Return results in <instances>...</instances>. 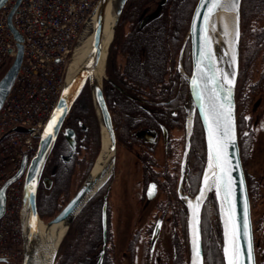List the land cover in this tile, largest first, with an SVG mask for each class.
Listing matches in <instances>:
<instances>
[{"label":"flooded vegetation","instance_id":"obj_1","mask_svg":"<svg viewBox=\"0 0 264 264\" xmlns=\"http://www.w3.org/2000/svg\"><path fill=\"white\" fill-rule=\"evenodd\" d=\"M150 1L127 0L108 47L102 91L111 116L115 149L111 171L91 197L90 205L97 206V217L89 236L73 249L63 244L53 264H96L98 260V264H182L179 242L184 221L187 230L188 216L183 196L195 194L204 165L203 162L198 168L191 149L194 109L191 129L186 132L187 106L191 101L187 81L191 72L188 26L196 0L190 11L183 8L187 0H165L163 4ZM87 88L86 83L66 114L37 181L36 207L44 220L55 215L77 191L99 152V149L90 150L88 156H84L86 150L82 148L86 145L80 141L82 136L86 140L88 135L95 136L98 130L95 114L87 118L83 112L88 106ZM262 95L264 44L249 43L247 32L240 29L235 82L236 129L240 155L247 147L252 157V172H244L256 264H260V254L264 255ZM82 99L83 106L80 105ZM243 138L248 139L244 146ZM256 143L259 152L256 148L254 153ZM72 177L76 188L70 193ZM121 177L123 194L117 203L113 192L114 187L121 184ZM195 179L197 184L193 190ZM47 192H52L56 200L63 203L53 212H45L42 205ZM183 216H186L184 221ZM125 220L128 224L123 234L124 243L117 247L120 235L115 238V234ZM77 222L68 227L64 240L71 236ZM167 223L171 227L170 238L159 247ZM178 225L179 235L176 233Z\"/></svg>","mask_w":264,"mask_h":264},{"label":"built area","instance_id":"obj_2","mask_svg":"<svg viewBox=\"0 0 264 264\" xmlns=\"http://www.w3.org/2000/svg\"><path fill=\"white\" fill-rule=\"evenodd\" d=\"M16 0L0 5V69L16 53V40L7 16ZM99 0H19L11 22L22 39V60L0 107V183L12 175L23 153L31 157L37 136L53 110L61 89L69 55L80 29ZM31 132H14V126ZM22 145L30 149L22 151ZM23 178L5 191V211L0 218V257L21 252L20 210ZM13 253V254H12Z\"/></svg>","mask_w":264,"mask_h":264},{"label":"water","instance_id":"obj_3","mask_svg":"<svg viewBox=\"0 0 264 264\" xmlns=\"http://www.w3.org/2000/svg\"><path fill=\"white\" fill-rule=\"evenodd\" d=\"M5 0H0V5ZM19 0H16L13 4L12 8L10 9L8 16H7V25L10 29V31L13 34L14 39L16 40V53L12 60V62L9 64L7 69L5 70L4 74L0 78V107L3 103V100L5 99L7 93L9 92L14 79L16 77L21 59H22V45L20 43L22 37L20 33L15 29L11 22V14L15 7L17 6ZM127 0H114L113 3V10H114V22H113V29L111 33V38L109 42L107 43V49L106 54L104 58V68H103V76L105 75V63L108 53V47L109 44L113 38L115 27L117 25L118 19L120 17L121 11L125 5ZM165 0H152L150 1L151 4H163ZM111 3V0H99L92 12L89 16L94 15L95 16V25L96 30L94 34V39L92 43V48L94 52V63L91 68H81L79 69L76 74L65 84H63V88L61 90V93L59 95V98L57 100V103L55 107L53 108L45 126L41 130V132L38 134L39 140L35 148L34 155L30 158L28 161L27 155L24 154L22 156L20 165L16 172L11 175L9 178H7L1 185H0V217L4 212L5 207V189L6 186L17 179L19 176L24 174V182H23V200H22V207L21 212L24 210L27 215V224L25 226V229L22 230V221H21V236H22V260L21 264H40L39 260V254L40 251L36 248H34V239L37 233V226L39 221H43L37 211L36 207V187H37V181L41 172V169L43 167V164L46 160V157L57 137V134L59 132V129L62 125V122L68 113L72 103L75 101V99L79 96L81 93L84 85L87 82L89 92L91 95V99L94 103L95 109L97 111V114L100 118V125L101 123L105 126V129L108 133V141H109V149H110V158L109 162L107 164L106 169L108 168V165L112 167L113 164V157H114V149H115V137H114V131L111 123V116L107 107V104L105 102V98L102 91V78L99 83L93 82V73L99 63L100 60V52H101V45L102 42L105 39L104 30H105V21H104V14L105 9L108 7V5ZM202 3H205V0H196L194 7L191 12L189 26H188V35L190 36V57H191V72L190 75L187 77L188 86H189V94L190 99L193 102V109H196L203 133L205 138V144H206V150L207 147H209L208 142V125L207 122L204 119L203 111L201 109V98L197 95V88L193 86L192 79L193 77L197 76V61L199 59V52L202 45V39H203V32L201 29L205 26L203 22V16L207 11L206 7H200ZM240 4L241 0H239V9L237 15L239 16V26H240ZM197 12L200 13V18H196ZM88 16V17H89ZM208 28V35L211 38V29L210 24H207ZM81 31V30H80ZM80 34V33H79ZM78 39V38H77ZM77 42V40H76ZM212 44V41H211ZM238 44L239 40L236 43V59H237V65H238ZM212 46V45H211ZM207 66H209V62L205 61L202 67H205V70L207 71ZM215 68V67H214ZM217 73H226L221 68H215ZM236 74L237 70L235 72L234 76V85L231 86V92H230V98L233 105V115H234V122H235V134H236V140L235 144L233 146H230L228 149L229 158L231 160V165L235 166L238 164V167H231L230 174L233 178V183L235 186V193H234V200H235V206L236 211L238 214V217L242 218L243 215V202L246 199L247 205H248V212L250 217V224H251V233L253 237L252 232V222H251V211H250V199H249V193H248V187H247V181L245 177V172L240 156V148L238 143V137H237V129H236V112H235V81H236ZM211 87V85H209ZM222 93V90H218ZM205 96L208 95L207 92L204 94ZM221 102H225L222 101ZM58 107H63L65 111L63 112L62 116L60 117L57 126L54 127L52 131V135L49 137H45L44 133L47 130V125L54 114L55 110ZM102 128V126H101ZM12 130L18 131V132H31V127H21V126H14ZM2 137V136H1ZM105 170H102L101 173H104ZM219 169L216 168V172H218ZM100 173V174H101ZM241 180L243 181V184H241ZM96 179L94 176L90 177V173H88L85 180L82 182L81 186L77 189V191L72 195V197L61 207V209L48 221H56L65 217L70 216L69 224L74 218V216L78 213V211L84 206V204L89 200V198L92 196V194L96 191H94L88 198L85 199L84 202H82L84 196L87 194V192L93 187L95 184ZM100 187V186H99ZM98 187V188H99ZM97 188V189H98ZM215 191V188L213 189ZM216 194V191H215ZM223 194V193H222ZM216 194L217 200H219ZM203 201V200H202ZM202 205V202H201ZM201 205L199 209V219H200V212H201ZM104 220H105V213L103 211V230H104ZM45 222V221H44ZM69 226V225H68ZM67 230V229H66ZM61 235L59 243L65 234ZM201 234V229H200ZM156 236V230L154 234L152 235V238ZM103 242H104V238ZM59 243L57 245V248L59 246ZM254 245V240H253ZM56 248V250H57ZM190 250V248H189ZM56 253V251H55ZM201 254L203 257V251H202V243H201ZM190 255V252H189ZM254 255H255V249H254ZM54 259V258H53ZM0 261H4L3 258H0ZM53 263V262H52ZM99 263V260L96 262V264ZM245 264H247V261H245ZM256 264V259H255Z\"/></svg>","mask_w":264,"mask_h":264},{"label":"snow or ice","instance_id":"obj_4","mask_svg":"<svg viewBox=\"0 0 264 264\" xmlns=\"http://www.w3.org/2000/svg\"><path fill=\"white\" fill-rule=\"evenodd\" d=\"M200 7H206L207 11L203 16L204 27L202 45L197 61V76L193 77L192 84L197 88V95L201 98V109L203 116L208 125V170L204 174V182L207 187L215 188L217 196L223 193L224 210V241L221 248L223 254V264H255L253 237L251 233L250 217L248 212L247 200L243 202L242 218L238 217L234 193L235 186L231 177V165L228 149L235 144V122L233 115V105L230 98L231 86L234 85L235 72L229 77L228 73H217L214 68V58L212 55L211 38L208 35L207 24L210 22L212 15L217 9L225 8L228 11H236L238 13L239 0H205ZM196 18H200V13L197 12ZM215 26L213 25V28ZM224 35L228 37L227 25H224ZM239 40V16L236 18V32L233 44V53L231 56V64L236 63L234 45ZM205 61L209 62L207 71L202 67ZM211 85V87H209ZM222 90L223 95L220 91ZM205 92L208 93L205 96ZM223 101L225 102H221ZM65 109L58 107L52 115L44 136L47 138L52 135V131L57 126L60 117ZM248 119V118H244ZM247 135V133H245ZM219 169L218 172H212L213 168ZM211 173V176L209 175ZM212 179V184L209 185V180ZM241 184L243 181L241 180ZM155 186H153L154 188ZM203 192L197 197L195 203L189 202V207L192 209L191 220V243L193 258L192 264H204L201 254V234H200V219L199 209L202 202Z\"/></svg>","mask_w":264,"mask_h":264},{"label":"bare ground","instance_id":"obj_5","mask_svg":"<svg viewBox=\"0 0 264 264\" xmlns=\"http://www.w3.org/2000/svg\"><path fill=\"white\" fill-rule=\"evenodd\" d=\"M114 0H111V3L105 9L104 21H105V30L104 35L105 39L101 45L100 52V60L99 63L93 73V82L99 83L101 78L103 77V68H104V58L107 49V43L111 38V33L113 29L114 22V10H113ZM236 11H228L225 8L217 9L216 12L212 15L210 22L211 29V41H212V55L214 58V67L221 68L226 73L231 74L236 72L237 70V59L234 65L231 64V56L233 53V44L232 41L236 32ZM227 25L228 37L226 38L224 35V25ZM213 25L215 26L213 28ZM96 30L95 25V16L91 15L84 21L80 34L78 36L77 42L75 43L71 54L68 59V63L64 73L63 84L67 83L81 68H91L94 63V52L92 48V43L94 39V34ZM234 51L236 56V43L234 45ZM105 74V72H104ZM237 75V74H236ZM88 81H86L87 83ZM192 110H193V102L190 101V104L187 106V115H186V132H189L192 126ZM102 126V141L100 150L94 160V163L90 169V177L94 176L96 179L93 187L87 192L84 196L82 202L85 201L88 196H90L99 186L103 184V182L108 177L111 167L107 164L110 158V149H109V141H108V133L105 129V126L101 123ZM208 151L209 147L205 152V161L202 168V173L200 177V183L197 191L193 196H183V200L187 206L188 216H187V232H188V242L190 248L189 255V264H192L193 251H192V237H191V220H192V209L189 207V202L195 203L197 201V197L201 196V192H203V197L206 196L207 192L210 190L209 187L205 185L204 182V174L208 170ZM106 171L101 173L102 170ZM212 172H216V168L212 169ZM101 173V174H100ZM211 176V173H209ZM209 185L212 184V179L209 180ZM214 189V188H211ZM219 200H217V211L219 222L221 225V233H222V245L224 241V220H223V210L225 207L223 194L219 195ZM20 219L22 221V230L25 229L27 224V215L23 210L20 214ZM70 216L56 220V221H39L37 226V233L34 239V248L40 251L39 260L40 264H52L53 258L55 256V251L57 245L59 243L61 235L68 228ZM222 248V246H221Z\"/></svg>","mask_w":264,"mask_h":264},{"label":"trees","instance_id":"obj_6","mask_svg":"<svg viewBox=\"0 0 264 264\" xmlns=\"http://www.w3.org/2000/svg\"><path fill=\"white\" fill-rule=\"evenodd\" d=\"M134 1L142 3L146 0H132V2ZM194 1L195 0H187V6H183V8H186L188 11H190ZM240 14V29L243 30V33H245V31L247 32V41L251 44L252 42H256L260 45L264 44V0H241ZM85 112H89L90 115L86 117L91 118L92 113L94 112L93 106L89 105L88 111ZM194 118L195 122L191 149L193 150V153L195 155L194 158L198 161V168H201L205 160L206 144L204 133L196 110ZM91 197L81 208V211L78 212L72 219L69 225L70 227L74 226L75 221L78 220L75 226V230L71 232V236L69 238L66 237V240H64V234L58 246L57 252L59 251L60 247L63 246V244H66L68 249L77 247L79 244H81L82 239L86 237L92 230L94 220L97 217V206L92 204L90 205V201L93 198ZM215 198L216 196L214 194V191L211 190L202 203L200 220L202 249L205 259H207L208 255H210L215 264H223V254L221 251L222 233L221 225L217 218V200ZM210 200L212 201V203H214L212 218L210 217L208 208V203ZM42 205L45 208V212H53L54 209H58L62 205V202L61 200L58 202L52 192H47V194H45ZM81 213L83 214L81 215ZM185 218L186 216H183V221ZM183 224L184 229L182 232V240H180L179 242V246L181 248L179 262L181 261L182 264H188L190 252L188 232L185 228V221L183 222ZM67 236H69V233L67 234Z\"/></svg>","mask_w":264,"mask_h":264},{"label":"rangeland","instance_id":"obj_7","mask_svg":"<svg viewBox=\"0 0 264 264\" xmlns=\"http://www.w3.org/2000/svg\"><path fill=\"white\" fill-rule=\"evenodd\" d=\"M9 64H10V62H9ZM8 65H6L2 69H0V78L4 74V72L7 69ZM87 87H88V85H87ZM87 92H88L87 95H86V97H87V104H88V106L89 105H92L93 108H94V113H92V114H95V116H96V121L98 122V127H97L98 130L95 131V136L88 135L87 140L84 138V136H82V138L80 139V141L81 142L84 141V143L86 145V147H83L82 148V150H84V151L86 150V152L84 153V156H88V151H90V150L91 151L94 150V149L95 150H97V149L100 150L102 136H103L102 128H101V125H100V118H99V116L97 114V111L95 109L94 103H93V101L91 99V95H90V92H89V88H87ZM84 103L85 102L82 99L80 101V105L83 106ZM259 104H260V106L262 105L261 102ZM88 106L87 107H84V109H83L84 110L83 112H84V114L86 116L90 115L89 112H87V113L85 112V111H88ZM68 136H70V134H68ZM243 139H244L243 140L244 141L243 146H244V144L246 143V141H248V139H246V138H243ZM256 148H257V151L259 152L258 147H257V143H256V145H254V153H255ZM248 157H249V155H248V152H247V147H244V150L242 151V154H241L243 168H244V171L245 172H252V170L250 168L251 162H252V157L251 156L249 158ZM117 169H118V167H117ZM84 171H85L84 169L81 171V177H83ZM81 179H83V178H81ZM71 183H72V186L70 188V193H72L75 190V188H76V186H73L74 184H76V182H75V180H74L73 177H72V182ZM196 184L197 183H196V179H195L194 182L192 183V189L193 190L196 188ZM122 185H123V183H122V177H121V184L118 183V185L114 187V192H113V195L114 196H117V199H116L117 200V203L122 200V194H123V186ZM211 190H213V189H211ZM214 194H215V191H214ZM215 196H216V194H215ZM215 199L217 200V198H215ZM119 205L121 206L120 203H119ZM213 206H214V203H212V201L210 200L209 203H208V208H209V214H210V217L211 218H212ZM59 209L57 211H59ZM118 209H120V208H118ZM217 218H218V221H219V217L218 216H217ZM127 221L128 220L123 221V223L118 227V231L115 234V238H117L118 235H120V241H119V243H117V247L122 246L123 243H124L123 242V240H124L123 239V234H125V232H126V227H127V224H128ZM179 232L180 231H179V225H178L177 228H176V233L179 235ZM170 234H171V227L167 223L165 225V232L163 233V236H162V238L160 240L161 241V244L158 245L159 247H161V245L164 246L163 242L169 241ZM130 242H131V245H132V239H131ZM201 242H202V240H201ZM167 251L169 252L170 249L167 248ZM202 251H203V249H202ZM263 254H264V252H263ZM9 258L10 259H8V261H6V262H0V264H21L22 256L20 254H14V255L10 256ZM259 258H260V264H264V255L260 254ZM203 260H204V264H215L214 260L211 259V256L210 255H208L207 259H205L204 258V253H203ZM57 264H60V263L58 262Z\"/></svg>","mask_w":264,"mask_h":264}]
</instances>
